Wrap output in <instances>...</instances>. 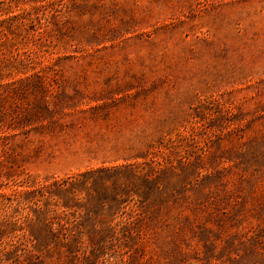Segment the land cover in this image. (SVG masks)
<instances>
[{
	"label": "rangeland",
	"instance_id": "obj_1",
	"mask_svg": "<svg viewBox=\"0 0 264 264\" xmlns=\"http://www.w3.org/2000/svg\"><path fill=\"white\" fill-rule=\"evenodd\" d=\"M0 264H264V0H0Z\"/></svg>",
	"mask_w": 264,
	"mask_h": 264
}]
</instances>
